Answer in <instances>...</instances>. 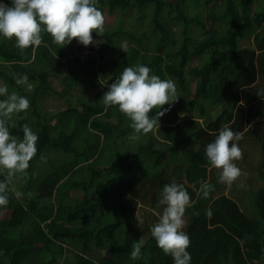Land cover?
<instances>
[{"label": "trees", "instance_id": "1", "mask_svg": "<svg viewBox=\"0 0 264 264\" xmlns=\"http://www.w3.org/2000/svg\"><path fill=\"white\" fill-rule=\"evenodd\" d=\"M199 1L98 0L97 6L108 5L111 11L119 8L121 13L135 7L139 20L148 12L150 31L124 29L120 19L117 27L108 28L100 36L104 43L93 47L86 60L75 56V45L59 48L46 32L42 33L41 46L29 47L23 54L15 46V38L8 40L0 35V79L9 92L29 99L34 119L30 125L39 137L37 155L23 180V201L10 193L7 207H0V214L4 208L10 211L8 217L0 218V264H173L150 232L158 221L156 213L162 211L158 201L163 186L173 180L184 183L191 197L184 217V231L191 240L190 264H264V185L253 194L254 209L243 211L235 198L224 194L225 184L205 156L206 146L214 141L222 125H228L242 133L238 143L243 157L260 155L256 170L264 184V98L257 94L264 90V6L256 11L254 0H205L208 19L223 25L232 23L225 30L213 25L206 31V22L187 11L188 4ZM0 2L11 4V0ZM194 24L206 32L203 39L191 35ZM121 35L134 43L127 46V52L119 48ZM251 35L252 43H241ZM149 38L151 47L145 45ZM194 58L203 59L196 66H187ZM140 64L161 79L173 80L177 91L186 96L193 91L187 82V77L191 78L195 95L180 105H195L198 116L174 126L161 125L159 135L150 134L145 144L121 153L118 140L133 132L131 121L118 106L105 107L101 98L107 87L99 79L111 84L124 67ZM80 71L90 75V87L103 90L92 96L94 102L83 103L82 111L70 106L47 117L42 112L41 97L64 95L57 92L50 78L61 77L69 89L80 84ZM24 74L31 91L15 83V78ZM82 86L87 87L85 83ZM157 111L153 109L150 116ZM17 116V127L11 131L22 138L25 116ZM109 117H115V121H107ZM54 119L57 122L52 124ZM91 129L98 140L87 146L81 132ZM113 139L120 150L111 145L113 158L104 162L108 167L103 174L96 167L103 163L105 147ZM82 142L87 147H82ZM48 150L73 156L57 177L54 166L55 170L49 168L44 177L36 166ZM85 169L89 171L87 179L76 181L75 176ZM4 179L5 174H0V181ZM204 182L214 189L208 198L196 191ZM73 188L81 189L83 197H72ZM51 198L56 201L51 202ZM139 207L152 211L142 228L135 218ZM24 225L34 234H23ZM140 239L144 240L142 255L132 260V245ZM71 248L75 258L61 261ZM97 249L106 253L101 257L86 255Z\"/></svg>", "mask_w": 264, "mask_h": 264}, {"label": "clouds", "instance_id": "2", "mask_svg": "<svg viewBox=\"0 0 264 264\" xmlns=\"http://www.w3.org/2000/svg\"><path fill=\"white\" fill-rule=\"evenodd\" d=\"M97 5L98 0H11L10 5L0 2V35L8 40L15 38V46L21 54L29 47L41 46L42 33L45 32L59 48L74 39L88 46L94 43L93 32L99 36L105 32V16ZM120 47L127 52L126 44ZM15 83L26 91L32 89L26 74L16 77ZM99 83L107 87L101 98L105 107L118 106L119 111L131 121L132 140L160 126V117L170 111L180 98L173 80L151 74V69L142 64L124 67L111 84L101 78ZM257 94L264 98V90H259ZM165 105L169 107L165 108ZM29 108L30 101L26 96L9 92L7 85H0V174H5V179L0 181V207H7L10 193L17 199L23 197L24 193L11 186L12 181L28 175L30 161L38 152L39 137L28 124L22 125V138L11 131L17 127L14 117L26 113ZM153 109L158 111L150 116ZM242 138L241 132L222 125L214 141L205 149L211 167L219 172V181L229 186L246 175L235 163L244 156L238 143ZM238 186L243 188V182ZM213 190V186L207 182L196 189L203 198H208ZM28 195L30 197L31 193ZM158 203L163 207L162 211L156 213L158 221L150 229L151 236L163 253L172 257L173 264H190L188 248L191 240L184 231L185 213L191 206L187 187L175 180L166 183ZM207 215H212L210 209ZM135 218L142 228L144 220L139 208ZM143 244L144 240L140 239L132 245V260L140 259Z\"/></svg>", "mask_w": 264, "mask_h": 264}, {"label": "rangeland", "instance_id": "3", "mask_svg": "<svg viewBox=\"0 0 264 264\" xmlns=\"http://www.w3.org/2000/svg\"><path fill=\"white\" fill-rule=\"evenodd\" d=\"M188 9L187 11L190 14H198L202 20H204L206 22V31L209 29V27L213 26L215 28L218 29H226L227 27H229L232 23L231 21H227L228 23H224L225 25H223L220 22H215L213 21V19H208L207 18V13L205 11V0H200L198 3L195 4H188L187 5ZM264 6V0H254L253 2V8L254 10L258 11L261 10ZM98 8L103 12L104 16H105V32L108 30V28H113V27H117L118 26V22L120 21V19H122L123 24L122 27L125 29H134V31L136 32H142V31H146L149 32L150 31V22H149V14L147 12V15L139 20L138 19V9L135 7H129L126 11H124L123 13L120 12L119 8H115V10L111 11L108 5L105 6H98ZM148 8V7H147ZM174 30H178L177 26H173ZM263 30V27H262ZM104 32V33H105ZM190 32L191 35L194 36L197 40H201L205 37L206 32L204 31V29H202L201 26H199L198 24H194L192 25V27L190 28ZM93 37H94V43L88 46H84L83 44L79 43L76 39H74L70 44L75 45L77 47V49L75 50V56L79 57L80 60H86L88 55L91 54L92 48L93 47H98L101 44L104 43V38L100 37L97 33L93 32ZM253 40V36L251 35L250 37L247 36L244 39L241 40L242 44H250L252 43ZM132 42V40L130 38H128L126 35H121L119 37V46H121L122 44H126L127 46L130 45ZM134 44V43H133ZM145 45L147 47H151L152 43L150 38L148 40H146ZM121 49V47H119ZM68 59H72V57L70 58H63L62 61L66 62L69 61ZM203 58H194L191 59L188 62L187 66H196L198 65ZM98 64V62H97ZM186 66V67H187ZM69 68V67H68ZM65 70H67V67H65ZM79 80H80V84L79 85H74L72 88L66 89L65 88V84L63 82V80L61 79V77L59 78H54L51 77L50 80L53 84V86L56 88L57 92L62 93L64 92V95L61 94V96L59 94H50V95H43L41 97V101L40 103L42 104V112H44V114L48 117L50 115V112H58V111H62L65 110L66 108L72 106V107H77L79 110H83V103H92L94 102L92 96H94L95 94H97L98 92H100L101 90H103V88L99 87V88H92L90 87V75L85 72V71H80L79 72ZM187 82L190 84L192 91V94H190L189 96L184 95V93L178 91V95L180 96V98L178 99L177 102H175L171 108L173 109V112H169V113H165V115H163L162 117H160V126L157 125V127L154 129V131L148 133L147 135H143L141 134L139 136L138 139L136 140H132L130 139V136L132 135L133 132L127 134L126 136L120 138L118 140V146L120 147L121 153L125 152L127 149H133L134 146H137L139 143L145 144L146 143V137L150 134H155V135H159V131L158 129L161 127V125H171L174 126L175 124H178L181 121L186 120L187 118H196L198 116V111L196 110V106L195 105H191L188 104L181 106L180 102L183 101H188L191 100L194 95H195V82L193 80H191V78L187 77ZM83 83H85L87 85V87H83ZM0 85H4V82L0 79ZM185 103V102H184ZM31 107V106H30ZM164 107H169V105H165ZM31 109L29 108L27 110L26 113H24L25 116V124H28L31 129L34 131V126H31L30 123L34 124V119L31 118ZM18 116L14 117V119L18 120ZM102 120H105V118H101ZM33 120V122L31 121ZM107 121L113 122L115 121V117H109L106 119ZM201 122L204 123L203 119H200ZM57 122L56 119H54L52 121V124H55ZM57 130L53 129V133H56ZM85 135L86 137H84L86 139V142H88L87 146L89 144H94L97 139V136L94 134L93 130L91 129V131H85L82 130L81 132V136ZM82 138V137H81ZM80 141V138H79ZM114 143V139L111 141L110 145H107L105 147V151L103 153V163H98L96 169H100V171L104 174V172H106V169L108 167V164L104 163V162H108L109 160H112V151L114 150L112 148V144ZM86 143L82 142V147L86 146ZM116 148L117 145L114 143L113 144ZM86 146V147H87ZM118 149V148H117ZM118 149V150H120ZM48 152V153H47ZM45 154V158L42 161H37L36 162V166L38 168V170H40L41 172V176L44 177L45 176V172L50 168V170H55L53 169L54 167L57 169V173H55L56 177L60 175V173L62 172V166L65 164H68L69 161L73 160V156L71 154H67V153H63L61 150H48ZM116 158V157H115ZM54 166V167H53ZM53 167V168H52ZM88 169H85L84 172H86ZM83 172V173H84ZM81 173L80 175H76L75 176V180L78 181H82L84 178V180H86L87 175L89 173L86 172V174ZM23 178H15L12 181V187H14L15 189H17L18 191H21L22 193H24V187H23ZM63 191H65L63 189ZM70 194L72 197H76V198H82L84 195V192L81 189H70ZM65 195V194H64ZM14 198H16L14 196ZM18 201H23V197L20 199H17ZM67 200V198H66ZM56 201L54 198H51V202ZM73 202V201H72ZM152 211H150V209H147L145 207H139V213L141 215V217L144 220V223L146 222V220L148 218H150V213ZM10 215V211H8L7 209H2L1 210V214H0V218H5L8 217ZM23 230V234H27V233H31L34 234V231L31 230V228L27 225H24L22 227ZM67 247H69V244H66ZM70 248V247H69ZM74 249L71 248V250H66L65 254L61 257V261H64V259H69L70 261L73 260L75 258L73 251ZM106 253V250H92L90 252H86V255H91V256H96V257H101L102 255H104Z\"/></svg>", "mask_w": 264, "mask_h": 264}, {"label": "crops", "instance_id": "4", "mask_svg": "<svg viewBox=\"0 0 264 264\" xmlns=\"http://www.w3.org/2000/svg\"><path fill=\"white\" fill-rule=\"evenodd\" d=\"M260 160V155H248L243 157L242 160L236 161L235 163L237 166L240 167L242 172L246 175H242L240 179L232 185L229 186L225 184V187H222L225 188L224 194L233 199L235 198L236 202L240 205V209L248 213L249 210L255 207L254 192L264 185L262 179L258 175L259 171L256 170ZM241 182L244 184L243 188L238 186Z\"/></svg>", "mask_w": 264, "mask_h": 264}, {"label": "water", "instance_id": "5", "mask_svg": "<svg viewBox=\"0 0 264 264\" xmlns=\"http://www.w3.org/2000/svg\"><path fill=\"white\" fill-rule=\"evenodd\" d=\"M185 181H186L187 184L191 185V184L189 183V181L187 180L186 176H185Z\"/></svg>", "mask_w": 264, "mask_h": 264}]
</instances>
